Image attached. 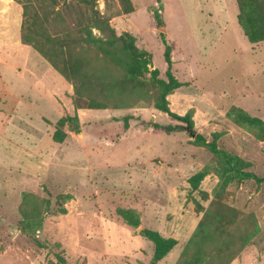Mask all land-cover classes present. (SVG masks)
<instances>
[{"label":"rangeland","instance_id":"obj_1","mask_svg":"<svg viewBox=\"0 0 264 264\" xmlns=\"http://www.w3.org/2000/svg\"><path fill=\"white\" fill-rule=\"evenodd\" d=\"M131 1L130 14L120 0H96V9L117 35L134 36L152 55L150 70L167 80L164 34L182 85L168 96L169 108L190 115L194 128L156 109L154 85L124 95L123 108L88 109L73 84L25 48L24 60L9 63L40 91L50 85L53 111L25 90V103L4 94L20 87V74L0 81V264H264V43L244 36L236 0ZM58 8L75 28L78 12ZM15 28L8 25L9 37ZM95 73L105 82L122 77L104 60ZM155 123L179 129L168 133ZM58 128L62 143L53 140ZM197 134L221 154L195 145ZM199 172L206 177L193 191L188 180ZM121 210L134 213L130 222ZM206 213L213 221L199 229ZM145 230L178 244L157 261Z\"/></svg>","mask_w":264,"mask_h":264},{"label":"trees","instance_id":"obj_2","mask_svg":"<svg viewBox=\"0 0 264 264\" xmlns=\"http://www.w3.org/2000/svg\"><path fill=\"white\" fill-rule=\"evenodd\" d=\"M23 8V21L21 26V42L30 46L42 56L55 71L73 84L76 100H87V107L91 110H103L125 107L122 97L126 94H133L136 91L144 90L149 85L158 86L161 93L156 103V109L168 114L173 120H181L193 129V120L190 115L178 116L171 112L168 103V96L182 87L172 73L171 48L167 44L164 34L162 41L165 46V62L168 66L166 77L162 80L159 70H150L152 66V55L147 51L140 50L136 45V39L129 33L117 35L110 24V18L104 17L96 8V0H15ZM160 1V0H159ZM63 6L70 11L78 12L77 25L71 28L67 23ZM124 14L133 13L134 7L131 0H120ZM238 14L237 22L249 43L255 45L264 43V0H236ZM77 9V10H76ZM158 20V19H157ZM52 23L63 25L61 30L52 31ZM160 27L162 24L158 21ZM94 29L100 31L106 37H97ZM99 60L114 66L122 77L112 82H105L95 73V64ZM147 75L150 76L147 79ZM233 117V113L228 114ZM129 117L125 118L126 126L129 124ZM239 124L250 123V118H233ZM63 121H60L62 126ZM76 125L72 128L76 131ZM153 127L172 133L179 129V126L153 124ZM66 133L58 128L53 135L56 143H62ZM195 145L205 146L210 151L219 155L214 143H208L200 134L195 136ZM206 174L199 172L193 175L189 184L193 191L199 190L200 184L204 181ZM204 200L207 199V194ZM201 212L202 207L198 206ZM219 213V210H218ZM134 213L128 210L119 211L120 217L130 222ZM213 217L206 213L199 223V229L204 227ZM134 228L138 223L132 225ZM144 236L155 246V259L157 261L165 258L178 244L173 238H164L156 231L145 230ZM200 254V252H199Z\"/></svg>","mask_w":264,"mask_h":264},{"label":"crops","instance_id":"obj_3","mask_svg":"<svg viewBox=\"0 0 264 264\" xmlns=\"http://www.w3.org/2000/svg\"><path fill=\"white\" fill-rule=\"evenodd\" d=\"M14 7H17L19 9L18 10L19 14L16 15V17L7 18V19L6 18L5 19L0 18V72L2 73V76H0V81L2 83L4 80H6V76L8 73H12L13 75H19L20 74V76H19L20 87L18 89H16L13 93H10V94L7 93V91L5 90L4 94L6 93V95L8 94L11 97H13L14 100L17 101V103H21V102L25 103L24 102L25 99H24V95H23L24 90H25L26 93L29 92L34 96V98L36 99L35 100L36 104H39V105L42 104V105L46 106L50 111H53V108H49V106L52 103L50 97L51 96L54 97V90H50V88L48 87L50 85H48V83L46 85H42L43 90L40 91L39 90L40 88L38 85L39 82H36L37 80L36 81L31 80L33 78H30L29 73H27L26 75L21 74L20 71L16 70V68H14V66H12V64L9 63V62L16 63L19 58H21V60H24L26 57L24 55V53L26 51L25 48L33 49L30 46L22 44V42H21V26H22V21H23V16H22L23 8H22V6L18 3H16L15 0H0V15L5 14L6 12H8L9 10H11ZM11 22L14 23L16 28H15L14 35H11V37H9V34L7 32V28H8V25L11 24ZM10 39L13 40V41L11 40L12 43L10 42ZM11 48H12V50H11ZM10 50L12 52L11 55L8 54V52ZM29 55L32 56V54H29ZM27 58H29V60L31 59V57H27ZM44 65H45L44 68L46 70H48V71L54 70L53 67L49 63L48 64L44 63ZM3 84H5V83H3ZM48 101H50V102H48ZM52 105H53V103H52ZM37 134H39V131H37ZM33 137H34V139L36 138L35 135ZM194 223H195V221L191 220L188 227H192L194 225Z\"/></svg>","mask_w":264,"mask_h":264}]
</instances>
